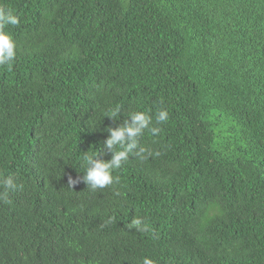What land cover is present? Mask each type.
I'll list each match as a JSON object with an SVG mask.
<instances>
[{"label":"trees","instance_id":"1","mask_svg":"<svg viewBox=\"0 0 264 264\" xmlns=\"http://www.w3.org/2000/svg\"><path fill=\"white\" fill-rule=\"evenodd\" d=\"M0 7L20 19L0 66V264H264V0ZM135 111L160 128L145 158L70 187Z\"/></svg>","mask_w":264,"mask_h":264},{"label":"clouds","instance_id":"2","mask_svg":"<svg viewBox=\"0 0 264 264\" xmlns=\"http://www.w3.org/2000/svg\"><path fill=\"white\" fill-rule=\"evenodd\" d=\"M20 19L14 15L11 10L0 7V66L11 67L16 57V42L9 32L5 31L8 25H18ZM120 109L112 111L109 116L113 120L119 116ZM130 121L125 119L123 124L118 127H107L105 131L109 133L107 139L103 142L101 149L97 153L88 154L85 152L83 160L86 165V172L82 176L72 178L69 176L68 185L74 187L83 182L92 190L104 189L114 183L119 182V178L113 175L114 171L120 169L129 159L130 154L144 159L146 149L139 147V138L144 134L145 130H149L153 135L160 132L159 127L152 126L153 118L144 111H135L129 113ZM168 120L167 110H160L156 116L157 124ZM107 150L106 152L104 150ZM111 154V158L104 160L99 158L101 155ZM151 154V153H150ZM159 155V153H155ZM4 186L12 191L17 190L19 185L14 178L9 176L4 180ZM130 228L138 231H148V227L142 218L135 217L132 219ZM143 264H155V262L145 257Z\"/></svg>","mask_w":264,"mask_h":264}]
</instances>
